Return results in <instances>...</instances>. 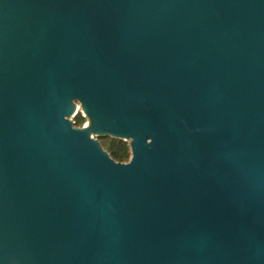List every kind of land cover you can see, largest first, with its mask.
I'll list each match as a JSON object with an SVG mask.
<instances>
[{
  "label": "water",
  "instance_id": "obj_1",
  "mask_svg": "<svg viewBox=\"0 0 264 264\" xmlns=\"http://www.w3.org/2000/svg\"><path fill=\"white\" fill-rule=\"evenodd\" d=\"M0 264H264V0H0Z\"/></svg>",
  "mask_w": 264,
  "mask_h": 264
},
{
  "label": "trees",
  "instance_id": "obj_2",
  "mask_svg": "<svg viewBox=\"0 0 264 264\" xmlns=\"http://www.w3.org/2000/svg\"><path fill=\"white\" fill-rule=\"evenodd\" d=\"M83 122L81 115L74 116V124L80 126ZM104 147V144H103ZM106 150L109 152L110 156L119 162H125L130 157L129 146L126 141L120 139H111L106 146Z\"/></svg>",
  "mask_w": 264,
  "mask_h": 264
},
{
  "label": "rangeland",
  "instance_id": "obj_3",
  "mask_svg": "<svg viewBox=\"0 0 264 264\" xmlns=\"http://www.w3.org/2000/svg\"><path fill=\"white\" fill-rule=\"evenodd\" d=\"M81 115V117L83 118V122H82V124L80 125V126H82V125H84V124H86V122H87V118H85L84 116H83V113H82V111H81V109H80V107H78V110H77V115ZM72 121L74 122V117L72 118ZM111 139H113L112 137H109V136H99L98 137V140L100 141V143L103 145L104 144V148L106 149V146H107V143L111 140ZM114 139H116V138H114ZM127 142V144H128V141H126ZM129 146V145H128ZM130 152V151H129Z\"/></svg>",
  "mask_w": 264,
  "mask_h": 264
}]
</instances>
